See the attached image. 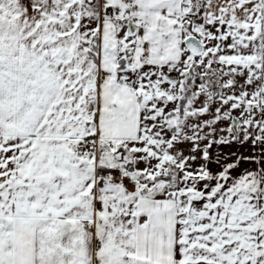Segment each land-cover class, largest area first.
Wrapping results in <instances>:
<instances>
[{
	"label": "snow or ice",
	"instance_id": "obj_1",
	"mask_svg": "<svg viewBox=\"0 0 264 264\" xmlns=\"http://www.w3.org/2000/svg\"><path fill=\"white\" fill-rule=\"evenodd\" d=\"M0 264H264V0H0Z\"/></svg>",
	"mask_w": 264,
	"mask_h": 264
}]
</instances>
